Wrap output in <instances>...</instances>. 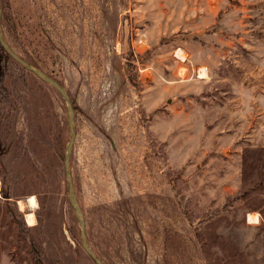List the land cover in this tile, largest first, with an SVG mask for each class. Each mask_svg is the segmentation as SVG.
Wrapping results in <instances>:
<instances>
[{
  "label": "rangeland",
  "instance_id": "1",
  "mask_svg": "<svg viewBox=\"0 0 264 264\" xmlns=\"http://www.w3.org/2000/svg\"><path fill=\"white\" fill-rule=\"evenodd\" d=\"M1 6L12 49L71 97L69 168L103 261L264 264V0ZM67 117L59 92L0 46V264H98L68 195Z\"/></svg>",
  "mask_w": 264,
  "mask_h": 264
},
{
  "label": "water",
  "instance_id": "2",
  "mask_svg": "<svg viewBox=\"0 0 264 264\" xmlns=\"http://www.w3.org/2000/svg\"><path fill=\"white\" fill-rule=\"evenodd\" d=\"M0 44L5 49V51L17 62H19L21 65H23L28 70L38 74L44 81L49 83L53 88H55L59 94L64 98L67 106V122L68 126L71 132V139L66 147V153H65V159H64V167L66 171V178L68 182V195L69 199L71 201V204L73 208L75 209L76 217L80 223L81 227V239L84 249L87 251V253L98 263V264H108L105 261L101 259V257L98 256V254L91 248L87 236H86V223L83 218L82 210L80 207V204L77 199V195L75 192L74 187V181L72 174L70 172L69 168V162H70V156L73 150L74 141H75V110L74 105L71 100V97L67 91V89L60 84L56 79L52 78L48 74H46L44 71H42L40 68L32 65L30 62H28L26 59L18 55L10 46L8 41L4 37V33L2 30V6H1V0H0Z\"/></svg>",
  "mask_w": 264,
  "mask_h": 264
},
{
  "label": "bare ground",
  "instance_id": "3",
  "mask_svg": "<svg viewBox=\"0 0 264 264\" xmlns=\"http://www.w3.org/2000/svg\"><path fill=\"white\" fill-rule=\"evenodd\" d=\"M176 53L180 56L181 59H185L186 55H185L183 49L182 50L181 49L177 50ZM198 75L200 77H205L206 76V69L201 67L198 70ZM33 198H35V197L34 196H30L29 199L27 200L28 201L27 204H29L31 207H35L37 205L36 198L34 199V203L32 202ZM25 206H26L25 202L19 201L20 209H24ZM25 219H26V221H27V223L29 225H32V224H34L36 222L35 214L32 211L25 212ZM248 219H249L250 222H258L259 221V214L257 212H251V213L248 214Z\"/></svg>",
  "mask_w": 264,
  "mask_h": 264
},
{
  "label": "trees",
  "instance_id": "4",
  "mask_svg": "<svg viewBox=\"0 0 264 264\" xmlns=\"http://www.w3.org/2000/svg\"><path fill=\"white\" fill-rule=\"evenodd\" d=\"M0 46H1V49L3 50V51H5V49L2 47V45L0 44ZM6 52V51H5ZM7 53V52H6ZM8 54V53H7ZM9 55V54H8ZM262 152L261 150H256V151H253L252 153H253V156H252V160H260L261 159V157H259V156H257L256 155V153H258V152ZM249 159H250V154L248 153V152H246L244 155H243V161H244V182H247L248 180H249V178L251 177V174H250V169H251V166H250V164H248V163H250L249 162ZM254 173V172H253ZM252 173V174H253ZM254 178H256L257 180H259L260 179V174H253L252 175Z\"/></svg>",
  "mask_w": 264,
  "mask_h": 264
},
{
  "label": "crops",
  "instance_id": "5",
  "mask_svg": "<svg viewBox=\"0 0 264 264\" xmlns=\"http://www.w3.org/2000/svg\"><path fill=\"white\" fill-rule=\"evenodd\" d=\"M260 101H261L263 108H264V92L262 93V97L260 98Z\"/></svg>",
  "mask_w": 264,
  "mask_h": 264
},
{
  "label": "snow or ice",
  "instance_id": "6",
  "mask_svg": "<svg viewBox=\"0 0 264 264\" xmlns=\"http://www.w3.org/2000/svg\"><path fill=\"white\" fill-rule=\"evenodd\" d=\"M34 199H35V198H33V201H32L33 203H34Z\"/></svg>",
  "mask_w": 264,
  "mask_h": 264
}]
</instances>
